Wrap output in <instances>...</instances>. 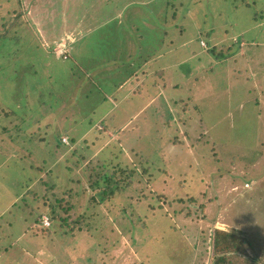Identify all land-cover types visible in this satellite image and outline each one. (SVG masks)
Masks as SVG:
<instances>
[{"label":"rangeland","instance_id":"374dc122","mask_svg":"<svg viewBox=\"0 0 264 264\" xmlns=\"http://www.w3.org/2000/svg\"><path fill=\"white\" fill-rule=\"evenodd\" d=\"M167 1L21 0L22 7L0 26V102L19 110L20 116L13 121L24 129L14 131L19 140L33 134L44 137L45 144L35 148L29 144L22 151L24 141H13L9 133H2L0 217L7 212L2 216L7 230L1 243L15 242L13 260L8 264L19 259L25 264H212L215 229L228 230L233 221L221 218V208L236 198L243 209L239 224H234L245 226L249 238L255 237L248 238L242 252L264 264V234L254 231L264 229V0H176L179 10L173 19L165 17ZM18 13H22L20 17ZM169 23L181 35L176 45L162 44L160 30ZM138 32L146 34V42ZM242 35L247 42L234 46ZM233 46L232 58L207 56L202 60L206 48L227 51ZM146 50H158L160 55L141 58ZM31 51L34 57H28ZM235 54L241 62L234 65ZM75 55L81 56V70L72 66ZM129 55L134 60L131 66L141 63L132 74L133 68L124 64ZM119 56L121 61L113 64L111 59ZM212 61L219 63L215 69L208 64ZM150 62L164 66L165 72L157 76L156 67L149 68ZM34 64L38 76L32 74ZM239 68L249 70V75L239 77ZM81 71L90 77L87 84L80 79ZM17 80L20 84L15 86ZM32 82L43 92L32 89ZM69 82L80 89L71 84L73 92L67 90L71 100L65 101L58 88ZM51 92L53 103H49ZM41 98L49 99L47 104H54L51 108L56 111L63 103L69 115L45 112L47 106L41 105ZM79 105L85 106L84 111L80 109L89 117H84L83 126L74 127L81 116ZM90 117L94 122L86 132ZM9 118L0 115V130ZM47 119L50 123H45ZM116 123L122 124L118 131L113 129ZM106 125L112 127L100 133ZM71 127L80 143L74 144L64 134L62 147L58 137ZM35 129L40 132H32ZM57 144L61 148L54 165L64 184L55 191L60 194L69 184L74 186L64 192L75 194L71 214L78 213L73 215L77 218L87 213L83 230H77L75 237L64 233L60 222L45 232L40 223L44 214L31 228L30 220H24L29 212L23 207V198L13 205L30 177L37 175V168H28L29 163L39 164L43 157L50 163ZM111 161V166L120 161L136 167L135 175L122 192L96 204L92 196L100 188L90 187L95 180L90 176L104 172L101 165ZM243 186L256 193L248 205L242 200L244 195H239L238 188ZM149 191L167 196L158 199L147 194ZM191 194H196L197 205L213 202L198 211L191 202L197 213L187 219L173 215V209L179 208L177 197ZM252 203L258 211L252 209ZM160 206L164 209L157 210ZM229 210L232 219L237 208Z\"/></svg>","mask_w":264,"mask_h":264},{"label":"trees","instance_id":"16d2710c","mask_svg":"<svg viewBox=\"0 0 264 264\" xmlns=\"http://www.w3.org/2000/svg\"><path fill=\"white\" fill-rule=\"evenodd\" d=\"M106 1H109V0H106ZM2 6H4V8L1 9V14H0V20H1L0 22L1 23H0V26L1 25L5 26L4 24L7 23V21L10 20V17L14 13H16V10H19L18 7H22V3H21V0H12L11 2L9 0H5L3 2H0V7H2ZM178 10H179V8L177 6V1L176 0H168L167 4L165 6V12H164L165 17L167 19H169V18L173 19L174 16L177 15L176 12ZM168 12H169V14H168ZM21 14L22 13H18L17 17H20ZM166 15H168V16H166ZM172 26L173 25L171 23H169V24H166L165 27H163V31L160 30V33H161V36H162V44H164V45L165 44L168 45V46L169 45H176L179 42V38H180L181 35H179L176 32H174L176 30H174ZM138 27H139V25H138ZM181 27H182V29H186L187 28L185 25H182ZM138 31H140V30L138 29ZM138 35L139 36H143L142 41H145V38H146V34L145 33L138 32ZM14 36L16 37V36H19V35L14 33ZM198 39L201 40L202 38L198 37ZM255 39H257V38H253L252 41H254ZM184 40H186V39H184ZM237 41H236L237 43H234V46H236V47H238L240 45V42H242V41H246L247 42V38L244 35H242L241 38L240 37L237 38ZM208 43L210 44V41H208ZM187 45H189V43ZM234 46L231 47V48L229 47V49L227 51H223L222 49H220L218 47L208 48V50H206L207 49L206 48V49H204L205 51L201 52V54L203 55V59L202 60H204V57L208 59L207 56H213L217 60H220V59H223V58H232L233 57V51L231 49H233ZM158 50H154L152 52H151V50H149V51L146 50L145 51L146 55L140 54V57L142 58L143 56L144 57L148 56L147 58H152V56L153 57H156L157 55L159 56L160 54H157ZM130 53L131 52L128 51V54H130ZM236 53H237V51H236ZM131 55L128 56V58H130V59L125 60L124 64H126V65L128 64V66H131V61H134V60H132L133 57ZM31 56H33V57L35 56L33 51H31V54L28 57H31ZM236 56H235L234 61H233L234 65L237 62L238 63L241 62L240 56L239 55L237 57ZM66 58H67L66 60H68V58H70V57H66ZM197 58L199 60L200 59V55H198ZM243 58L245 59L246 57H243ZM74 59H77V60H75V63L72 66L73 67L77 66V68L79 70H81L82 69L81 56L80 55H75ZM32 61H33V59H30V61L26 62L27 66H28L27 67L28 71H29V68H30V64H32L31 63ZM111 61H112L113 64L118 65L117 63L121 61V57L120 56L118 58L115 57L114 59H111ZM200 62H201V60H200ZM222 63H223V61H222ZM79 64H81V67H80ZM124 64H122L121 67L125 68ZM133 64H134V62L132 63V66L129 67V68H133L131 70V74H132L133 71L137 70L139 64H141V63L139 62L138 65H135V64L133 65ZM208 64L211 65V66H214V68H212V69H215V65L219 64V63H216V62L212 61L211 63H208ZM34 66H35V64H34ZM116 67L119 68L118 66H116ZM152 67H156L155 68L156 69L155 74L157 76L159 74H162V73L165 72V70L163 69L164 66L158 65L156 62H152V63L150 62L149 68H152ZM25 69H26V67H25ZM237 71L239 73H241V74H238L239 77H242V75H249V70H244L243 68H239ZM33 73H35L36 76H38V71H37L36 66H35V69L32 71V74ZM79 76L81 77L80 79H82V81L84 83H86V84H87L88 80L90 79V77L87 76L82 71H81V74ZM236 79H240V78H236ZM38 81L39 80L37 78V80H35V82H38ZM35 82L31 83V85H30L31 88L33 89V87H36V92L37 93L43 92L38 87V85L37 86L34 85ZM21 83H22V81H21ZM72 83H74V82H72ZM72 83L69 82L68 84H66V83L62 84V89L58 88L59 90L62 91L63 99H67L65 101L71 100L70 98H71L72 93H70L67 90L71 91V89H72L71 84ZM19 84L20 83L17 80L15 82V86H17ZM72 85H73L74 88L77 87V84L76 85L72 84ZM93 87H95V86H93ZM32 89H31V92H32ZM77 89H80V86H78ZM93 90H94V88H93ZM72 92H73V89H72ZM29 93H30V90L28 88L27 94H29ZM85 93H86V95H89V92L85 91ZM18 94H21V91H18ZM52 95H54V92H51V96L49 98L50 101L48 99L47 102H46L42 98L40 100V103H41L42 106H44V105L47 106L45 108V112H51V115H53V116H54V113L56 114L57 112L59 114L63 113L62 115L68 116L69 115L67 113V108L68 107H66V106L64 107L63 103H61V104L59 103L60 106L58 108V111H56L55 108L54 109L51 108L52 106H54V104H52V105L47 104L48 101H49V103H53L54 102V100L52 98ZM174 95H175V92H174ZM103 100L104 99H102L101 101H103ZM76 101H78L77 98H76ZM76 104H77V102L74 105H76ZM92 106L94 107L95 105H92ZM80 108H82L83 111H84L85 110V106L79 105V108L77 109V113L79 115H81V116L77 117V120L74 123V127H77V125L83 126L84 117H89L88 112H83L82 109H80ZM89 109H91V108H89ZM79 110H81V111H79ZM79 112H81V113H79ZM82 113H86V114H82ZM0 115H2V116H10L11 117V118H9L10 120L8 122H6L5 124H1V126H2V129L0 130V135H1L0 140L1 141L5 139V137H4V135L2 133L7 132V133H9V134H7V136H9L13 141H16V142H19V143L24 141L23 144H22V151H25L29 144L31 146H34V148L37 146V144L42 145V146L45 147V144L43 143V140H44L43 138L44 137H35V135H33V134H31V135L28 134L26 136V138H24L25 140L24 139L19 140L20 136H19V134H16L15 132H16V130L24 131V129H23V127L17 126V125H15V123H13L14 119L16 117L20 116V113H19L18 109L12 108V107L9 108L8 106H6V105H4L3 103L0 102ZM61 116H59L58 118L61 119ZM51 119H53V117ZM50 120L47 119L45 123H50ZM61 121H62V119H61ZM80 121H82V124H80ZM93 122H94V118L92 119L90 117V122L88 123V127L86 129V132L89 131V129L92 126ZM121 125H118L117 123L114 124V126H113L114 131H118L119 128L121 127ZM72 127L70 129L69 128L64 129V131L59 135L58 139L60 140L62 147L65 146V143L63 142V135L64 134H66L68 137H70L71 142H73L74 144L77 143V142L80 143V138L77 137V136H74L73 133H71ZM109 127H112V125H106L104 127V129H102L100 131V133L105 132V130H106L105 128H109ZM37 130H39V132H40V129H35L32 132H36ZM83 140L87 141V140H89V138H87V139L85 138ZM96 142L97 141H95L94 143H96ZM47 143H49V141H47ZM261 144H263V141L261 142ZM59 148H61V146L58 145V144L56 145L55 148H53L52 152L54 153V157H53V160L50 163H47V161H48L47 157L41 158L39 164L38 163L37 164H34V163L30 164L29 163L28 168L29 167H36L37 168V170H38L37 175L34 174V175H32L30 177V181L27 184V188L25 189V192H23L21 194L22 196L19 195L18 200H16L13 205L19 204L21 198H23V207L29 212V213H27L28 216H25L24 220L25 221H27L28 219L30 220L29 223L31 224V228L33 227V224L38 222V220H36L37 217H41L42 214H47L48 217L51 220V225L48 226V227H44L43 226L44 229H45V232L49 231L50 227L54 226V224L56 222H60L62 227L63 228L65 227L64 233H68L72 237L73 236L75 237L77 235V233H76L77 230H83V229H81V228H83L82 224H84L82 219H83V217L85 218L87 216V213H86V211H84V213L82 215L77 216V218H73V215H77L78 213L74 212L73 214H71V210L73 208H75V206H76L74 204V200L71 199V197L75 196V194H74V192H69V195H65V193H66V190L69 191L71 188H75L74 186H71L68 183L69 185L66 186V189H64L60 194L57 191H55V189H57V188H58V190H61L60 187H63V184H64L63 182L60 181V176L61 175H60V173L56 172L55 165H54L55 160H56V154H57V151H58ZM87 148H90V147L87 146ZM40 151L43 152V155H45V156L47 155L46 153H44L46 150H44L42 147L40 148ZM48 153L50 154V151H48ZM29 154H30L29 151L25 152L26 156H28ZM263 154H264V146L262 147V154L261 155H263ZM82 157H84V155H82ZM234 158H236V157H234ZM241 159H245V162H248V159H246V157L243 158L241 156ZM252 162L254 163V161H252ZM111 163H112V161L109 162V164L101 165V167H103V168L105 167L104 168L105 169L104 172L96 171L97 172L96 175H93V173H92L91 176H90L91 179L95 178V180L93 179L92 182L90 183V187L91 188H100V191L97 192L94 196H92V200L95 201L94 203H96V204L104 202L105 199H111L117 193L122 192L126 186L130 185V183L132 181V177L135 175L136 167L131 166L130 164L124 166V163L120 162V161H118L115 166H111ZM144 171L145 172L148 171V167H145ZM42 174H44V175H42ZM46 177H48L50 180L45 179ZM69 181H70V183L73 182V180H69ZM181 181L182 180L180 179L179 182H181ZM103 185L105 187L102 189ZM243 187L238 188V190L240 191L239 195L240 196L242 194L244 195V198L242 200H246L245 202L248 205V204L251 203V199L253 197H256V193L251 191L252 188L251 189H247L246 187H244V188ZM147 194H151V195L155 194V195H157L158 199H164L167 196V195L163 196L162 195L163 193L160 194V193H157L156 191H153V193H151L149 191V193H147ZM147 194H146V196H147ZM202 194L205 197V193H202ZM177 199H178V202H179V205H178L179 208H174L173 209V215H181L185 219L189 218L191 215H194V213H197L198 209H200V208L202 210L206 209L208 207L209 203L213 202V200H206L203 203H200L199 205H197L198 200L196 199V194H191V196L188 197V198L177 197ZM191 202H194V204L197 205V207H196L197 211L193 210ZM233 202L235 203L236 206H234ZM171 205H172V203H171ZM241 205H242V201H239L236 198L234 201L231 200V203H230L229 206H226V208H224V209L221 208V211H223L222 215H224L221 218L225 219L227 221H230V220H233V221L230 222L231 226H230V229H228V230L215 229L214 237H213L214 241L213 242H214V250H215V255L216 256L214 257L212 264H263V263L260 262V259L257 260L256 258L250 257L248 254H246V253L244 254L242 252L243 245L248 241V238H249V235H250V230H247L248 228L245 229L244 228L245 226H243V227L238 226L237 227L234 224V223L239 224V220L241 219L238 216V214H240L242 212L241 209H243V208H241V209L239 208V206H241ZM231 206L237 208V212H235V215H232V219H231V217H229V215H227L228 209L230 208V210H231ZM151 207H152V205H151ZM251 207H252V209L254 211H258L257 209H259V207L255 205V203H252ZM36 209L39 211L38 215L37 214L34 215V211ZM161 209H164V208L162 206H160L157 210H161ZM232 209L234 210V208H232ZM233 210H231V211H233ZM6 213L7 212L3 213V215H1V217H0V219H1L0 220V224L2 225V226H0V245H2V246L6 244V242L4 243V241H3V243H1L2 237H4V233H2V232H4V228H3V224H2V219L4 217H2V216H4ZM235 217L237 218L236 220H234ZM40 223H41V221H40ZM170 223H172V220H170ZM102 229H100V230H102ZM255 230H257V233H259L261 235L264 234V229L255 228L254 231ZM249 239H251V238H249ZM252 239L255 240V237H252Z\"/></svg>","mask_w":264,"mask_h":264},{"label":"crops","instance_id":"0c3cea01","mask_svg":"<svg viewBox=\"0 0 264 264\" xmlns=\"http://www.w3.org/2000/svg\"><path fill=\"white\" fill-rule=\"evenodd\" d=\"M242 81V80H241ZM243 82V81H242ZM244 89H245V87H244ZM239 90V89H238ZM240 91V90H239ZM19 195H21V194H19ZM19 195L17 196V197H15L14 198V200L13 201H15V200H18V198H19ZM14 204V203H13ZM3 213V212H2ZM3 228H4V232H2V233H6V227L5 226H3ZM7 228H9V229H12V228H10V227H7ZM25 229V228H24ZM23 229V230H24ZM22 235H24V233L22 232L19 236H18V238L17 239H19V237H21ZM6 236V235H5ZM5 236H4V238H5ZM10 238V237H9ZM19 241H20V239H19ZM35 242H37V241H35ZM15 242H12V243H9V242H6V244L5 245H3L2 247H0V249L2 250L1 252H0V262H4V263H6V264H8V262H11L13 259H12V254L14 255V253H15V250L13 251V249L11 248L12 246H14L15 244H14ZM34 244V242H31V245H33ZM23 250H24V248H22ZM40 250H42V248H40L39 249V251ZM25 251V250H24ZM25 252H27V255L28 256H30L31 258H34V260H35V257L33 256V254L32 253H28V252H31L30 250H28V251H25ZM36 253V252H35ZM38 261V259H36L35 260V262H37ZM15 262V264H25V263H23L24 262V260H15L14 261ZM40 264V263H39Z\"/></svg>","mask_w":264,"mask_h":264},{"label":"built area","instance_id":"2783aa9c","mask_svg":"<svg viewBox=\"0 0 264 264\" xmlns=\"http://www.w3.org/2000/svg\"><path fill=\"white\" fill-rule=\"evenodd\" d=\"M41 225L44 226V227H48L51 225V220L50 218L48 217V215H42L41 217Z\"/></svg>","mask_w":264,"mask_h":264}]
</instances>
